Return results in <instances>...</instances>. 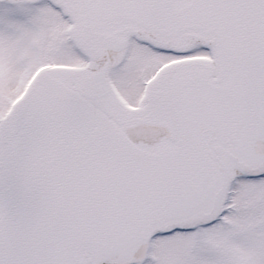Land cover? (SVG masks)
Returning <instances> with one entry per match:
<instances>
[{
    "label": "snow or ice",
    "instance_id": "snow-or-ice-1",
    "mask_svg": "<svg viewBox=\"0 0 264 264\" xmlns=\"http://www.w3.org/2000/svg\"><path fill=\"white\" fill-rule=\"evenodd\" d=\"M0 264H264V0H0Z\"/></svg>",
    "mask_w": 264,
    "mask_h": 264
}]
</instances>
